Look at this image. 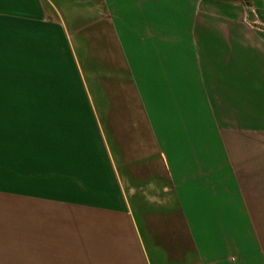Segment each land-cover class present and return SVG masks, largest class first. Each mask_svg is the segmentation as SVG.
<instances>
[{
  "label": "crops",
  "instance_id": "0c3cea01",
  "mask_svg": "<svg viewBox=\"0 0 264 264\" xmlns=\"http://www.w3.org/2000/svg\"><path fill=\"white\" fill-rule=\"evenodd\" d=\"M16 3L19 18L51 32L34 91L37 128L44 103L51 131L50 183L57 188V208L46 216L49 264H230L229 254L264 264V205L244 204L237 210L250 219L236 217L235 204L218 202V194L199 198L203 180L196 179V200L179 183L155 122L159 112L139 81L152 60L139 57L142 48L116 13L127 9L124 2L0 0V10ZM140 7L132 12L143 17L131 14V22L145 27L154 5Z\"/></svg>",
  "mask_w": 264,
  "mask_h": 264
},
{
  "label": "rangeland",
  "instance_id": "374dc122",
  "mask_svg": "<svg viewBox=\"0 0 264 264\" xmlns=\"http://www.w3.org/2000/svg\"><path fill=\"white\" fill-rule=\"evenodd\" d=\"M117 1L127 6L116 11L127 37L142 48L139 57L152 60L139 81L159 112L155 122L179 183L196 200V179L203 180L200 199L218 194V202L235 204L236 217L250 219L237 208L264 205V0ZM143 2L154 5L145 27L131 22V14L143 17L132 12ZM11 7L0 10V264H49L46 216L57 208V188L50 183L51 131L44 103L37 128L34 91L51 32L19 18L17 3ZM38 133L48 137L38 140Z\"/></svg>",
  "mask_w": 264,
  "mask_h": 264
}]
</instances>
